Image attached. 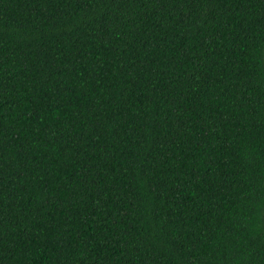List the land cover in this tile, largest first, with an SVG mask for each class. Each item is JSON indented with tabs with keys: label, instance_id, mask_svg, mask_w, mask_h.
I'll return each mask as SVG.
<instances>
[{
	"label": "trees",
	"instance_id": "obj_1",
	"mask_svg": "<svg viewBox=\"0 0 264 264\" xmlns=\"http://www.w3.org/2000/svg\"><path fill=\"white\" fill-rule=\"evenodd\" d=\"M0 264H264V0H0Z\"/></svg>",
	"mask_w": 264,
	"mask_h": 264
}]
</instances>
